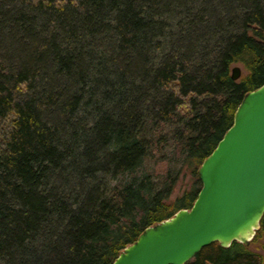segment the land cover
I'll return each instance as SVG.
<instances>
[{
  "label": "trees",
  "instance_id": "trees-1",
  "mask_svg": "<svg viewBox=\"0 0 264 264\" xmlns=\"http://www.w3.org/2000/svg\"><path fill=\"white\" fill-rule=\"evenodd\" d=\"M262 83L264 0H0V264H111L192 206ZM262 238L185 264H262Z\"/></svg>",
  "mask_w": 264,
  "mask_h": 264
},
{
  "label": "water",
  "instance_id": "water-1",
  "mask_svg": "<svg viewBox=\"0 0 264 264\" xmlns=\"http://www.w3.org/2000/svg\"><path fill=\"white\" fill-rule=\"evenodd\" d=\"M241 75L233 66L232 78ZM198 174L192 206L146 227L111 264H185L213 242H251L264 215V83L243 96Z\"/></svg>",
  "mask_w": 264,
  "mask_h": 264
},
{
  "label": "rangeland",
  "instance_id": "rangeland-1",
  "mask_svg": "<svg viewBox=\"0 0 264 264\" xmlns=\"http://www.w3.org/2000/svg\"><path fill=\"white\" fill-rule=\"evenodd\" d=\"M236 65H240L241 64H236ZM235 66V65H234ZM242 67V66H241ZM242 72H243V69H242ZM148 166L150 167H153V164H150L148 162ZM189 179L188 177H185V178H181L179 179L178 183H177V186L175 187V191H174V196L181 190V189H184V188H187L188 187V184H189ZM250 248L253 249L254 251L258 252L261 254L262 256V264H264V238L260 239V240H257L253 243L250 244Z\"/></svg>",
  "mask_w": 264,
  "mask_h": 264
}]
</instances>
